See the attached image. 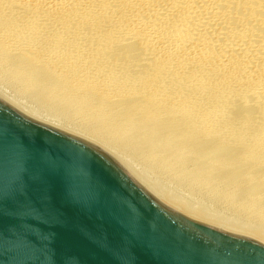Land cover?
<instances>
[{"label":"bare ground","instance_id":"obj_1","mask_svg":"<svg viewBox=\"0 0 264 264\" xmlns=\"http://www.w3.org/2000/svg\"><path fill=\"white\" fill-rule=\"evenodd\" d=\"M0 97L264 236V0H0Z\"/></svg>","mask_w":264,"mask_h":264},{"label":"water","instance_id":"obj_2","mask_svg":"<svg viewBox=\"0 0 264 264\" xmlns=\"http://www.w3.org/2000/svg\"><path fill=\"white\" fill-rule=\"evenodd\" d=\"M17 130L32 135L21 140ZM0 137L6 215H13V194L46 171L68 221L94 233L85 239L54 218L43 250L0 234V264H264L261 234L183 205L99 147L29 117L2 97ZM105 183L140 209L142 224L104 222L97 229Z\"/></svg>","mask_w":264,"mask_h":264},{"label":"snow or ice","instance_id":"obj_3","mask_svg":"<svg viewBox=\"0 0 264 264\" xmlns=\"http://www.w3.org/2000/svg\"><path fill=\"white\" fill-rule=\"evenodd\" d=\"M14 135L21 140L32 135L29 131H15ZM4 140L0 137V148L3 147ZM104 193V204L100 212V217L96 221L97 229L103 227L104 222L129 224H142L139 217L140 209L121 198L119 190L105 183L102 187ZM6 201L0 197V234H15L23 239H27L38 249H45L49 237V224L53 219L62 223L65 229H77L81 231L83 238L88 239L94 233L84 230L81 226L71 224L65 215L62 202L55 194V187L48 177L46 171L41 172L34 181L22 191L13 194L12 203L9 205L13 213L7 216L5 213ZM49 248L52 245H47Z\"/></svg>","mask_w":264,"mask_h":264},{"label":"rangeland","instance_id":"obj_4","mask_svg":"<svg viewBox=\"0 0 264 264\" xmlns=\"http://www.w3.org/2000/svg\"><path fill=\"white\" fill-rule=\"evenodd\" d=\"M126 57H128V56H126ZM125 57V59H128V58H126ZM122 63V62H121ZM118 65H120V62L118 63ZM8 87H6V89L9 91V92H14V91H16V90H19L20 89V86H19V83L17 82V81H11V80H9L8 82ZM6 89H3L4 91H5V93H6ZM7 91V92H8ZM8 92V93H9ZM8 93H6V94H8ZM22 97H25V96H22ZM39 102H41V103H43V104H46V105H48V106H56V104H54V103H52V102H49V101H47V100H43V99H39ZM58 107V106H57ZM55 111H56V113L58 114V117H60L61 118V121H63V122H69V123H73V122H75L74 124H79L78 122H79V120L78 119H74V118H72V115H71V113L69 112V110H67V109H64V108H56L55 109ZM79 125H82L81 124V122H80V124ZM88 128V127H87ZM88 130H92V128L91 127H89V129ZM91 132V131H90ZM207 142V143H206ZM205 142V144H207V145H205L204 146V144L203 143H200V144H202V146L203 147H208V146H210L211 147V145L212 144H210V142L209 141H206ZM192 144H194V145H192ZM196 144V145H195ZM197 144H198V147L197 148H201V145L199 146V143H195L194 141L191 143V147L193 148V149H195V151H196V146H197ZM197 151H199V149H197ZM191 155V154H190ZM192 156V155H191ZM199 158H201V156L199 157ZM258 169V168H257ZM259 170V169H258ZM157 171H158V169H157ZM257 174V173H256ZM255 175V174H254ZM255 177V176H254ZM178 191V193H181V194H186L183 190H177ZM182 191V192H181ZM188 194V193H187ZM186 194V195H187ZM188 196V197H187ZM186 197H187V200H190V201H195V200H193L192 198H189V196H191L192 197V194L191 195H187ZM194 197H195V199L197 198L196 197V195H194ZM189 198V199H188ZM198 199V198H197ZM196 199V201H198Z\"/></svg>","mask_w":264,"mask_h":264}]
</instances>
